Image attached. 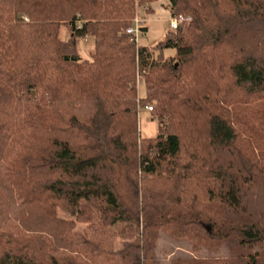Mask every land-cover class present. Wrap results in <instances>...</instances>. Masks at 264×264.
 Masks as SVG:
<instances>
[{"label": "trees", "instance_id": "trees-1", "mask_svg": "<svg viewBox=\"0 0 264 264\" xmlns=\"http://www.w3.org/2000/svg\"><path fill=\"white\" fill-rule=\"evenodd\" d=\"M160 1L0 0V264H142L162 232L227 250L169 264H264V0H166L191 22L137 48Z\"/></svg>", "mask_w": 264, "mask_h": 264}, {"label": "rangeland", "instance_id": "rangeland-1", "mask_svg": "<svg viewBox=\"0 0 264 264\" xmlns=\"http://www.w3.org/2000/svg\"><path fill=\"white\" fill-rule=\"evenodd\" d=\"M150 24L147 25V27ZM163 30H168V28H163ZM169 32H171L169 30ZM67 33V28L62 27L60 31V37L62 39L65 38ZM157 33L152 32V34H145L143 37L139 38V45L140 46H152V40L155 42H160L163 40V37L156 36ZM154 37V38H153ZM156 43V44H157ZM93 44L91 41H86L83 39L78 40V51L80 55L84 59H89V52L92 51ZM174 54L173 50H164L163 55L165 57L172 56ZM85 55V56H84ZM139 95L141 98L145 97V88L140 86L139 88ZM139 131L140 136L142 138H152L155 137L157 134V123L153 120L149 114V112L141 109L139 112ZM230 197L233 199L235 205L240 209L243 210V206L239 203V200L236 195V188H234L231 193ZM58 215L63 219H70V217L62 212H59ZM85 229L84 226L77 225V230L83 232ZM115 230L118 227L114 228ZM117 248H121V243L117 242ZM227 255L226 248H221L218 251L208 250L206 247H201L198 253L193 252L192 250V243L187 240H176L166 232H162L160 235V239L158 242V246L154 253L149 255L146 259L142 261V264H169V261L175 258H190V257H199V258H217V257H224Z\"/></svg>", "mask_w": 264, "mask_h": 264}, {"label": "crops", "instance_id": "crops-1", "mask_svg": "<svg viewBox=\"0 0 264 264\" xmlns=\"http://www.w3.org/2000/svg\"><path fill=\"white\" fill-rule=\"evenodd\" d=\"M167 7L168 2L162 0L151 6L152 13H145L144 10H139V16L145 21L143 25L145 31L143 32V35L152 34V32L155 31V33H157L156 36L160 34L158 37L164 38L166 34L169 33V19L171 16ZM148 24H150V26L147 27ZM163 28H168V30H163ZM152 43V46H154L157 42L152 40Z\"/></svg>", "mask_w": 264, "mask_h": 264}, {"label": "built area", "instance_id": "built-area-1", "mask_svg": "<svg viewBox=\"0 0 264 264\" xmlns=\"http://www.w3.org/2000/svg\"><path fill=\"white\" fill-rule=\"evenodd\" d=\"M144 20L139 16V11L137 10L136 15L131 21V26H129L125 33L130 36L134 42L136 47H139V38L143 35L142 28L144 25ZM191 22V18L185 15H181L175 18H170L169 19V30L171 32H175L179 29H183L186 27L189 23ZM88 37L85 38L87 40ZM141 82L138 81L137 86H141ZM141 109L138 110V113L140 112ZM145 111L151 112L152 108L151 107H145Z\"/></svg>", "mask_w": 264, "mask_h": 264}]
</instances>
